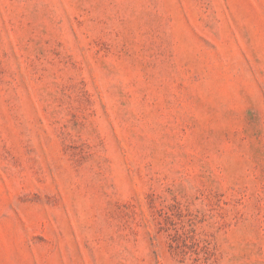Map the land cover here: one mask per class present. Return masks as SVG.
<instances>
[{
	"label": "rangeland",
	"instance_id": "rangeland-1",
	"mask_svg": "<svg viewBox=\"0 0 264 264\" xmlns=\"http://www.w3.org/2000/svg\"><path fill=\"white\" fill-rule=\"evenodd\" d=\"M0 264H264V0H0Z\"/></svg>",
	"mask_w": 264,
	"mask_h": 264
}]
</instances>
